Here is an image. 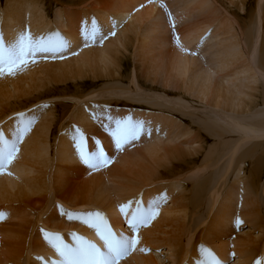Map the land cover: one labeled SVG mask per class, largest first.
<instances>
[{"label": "rangeland", "instance_id": "374dc122", "mask_svg": "<svg viewBox=\"0 0 264 264\" xmlns=\"http://www.w3.org/2000/svg\"><path fill=\"white\" fill-rule=\"evenodd\" d=\"M41 1L43 5L45 4L46 17L49 21L51 20L48 25L43 26V35L60 32V28L54 23V14L58 9H63L64 13L75 18L76 29L80 31V22L82 23L85 18L97 20L100 8L102 9L101 15L105 16L104 10L109 9L107 5L109 2H114V0ZM151 1L146 0L145 6H148ZM5 3L6 0H0V13L4 9ZM62 3L64 6L61 5ZM174 3L172 4L170 0L158 1V6L165 12V20H168L166 22L167 27L163 35L158 36V34L153 33L151 37L156 38V35L158 38L164 37L167 45L164 46L163 51H160L156 45L153 46L152 55L160 54L159 52L166 54L176 45L172 39L174 33L180 37L181 30L193 27L196 22L203 21L207 15H202L197 11L188 12L189 14L187 11L184 14L177 13L176 10L179 5L176 6L177 4ZM179 3L182 5V0H178ZM237 3L239 2L209 0L210 7L206 6V11L210 14L216 10L217 12L214 11L212 15L218 17L220 21L233 22L232 20H234L233 32H237L236 34L241 40L242 51L250 57L251 64L257 68L256 78L248 77L253 72L243 74L241 69H235L236 67L233 68L234 71L230 69L228 76L225 73L215 74L217 83L223 82L225 87L221 92V99L211 96L207 100H200L192 91L186 90L184 86L164 82V78L159 75L153 76L154 70L151 67L154 66L155 62L153 61L155 59L152 60L151 55H145V52L141 50L142 34L140 36L136 34L139 38H135L134 34H131V39L127 44L131 42L132 45L126 44L124 48L123 46L118 47L116 53L118 65L115 68L111 67L107 72L89 73L88 76L79 80H67L53 85L45 82L44 76L35 75L33 76L35 80L24 82L20 84L17 90L11 88L4 97L0 96V129L6 136L11 135L19 113L31 115L34 112L32 116H37L36 124L32 125L34 129L38 128L45 120L50 121L48 155L51 159L46 169V177L48 175L47 179L50 180L49 183L52 186L42 195L33 196L31 199L0 201V212L5 214L4 219L0 220V227H9L18 222V218H10L6 215L4 205H12L9 202L13 201L12 206L18 207V204L20 206L24 201L29 202L28 205L24 206V209H27L24 213L28 216L25 218L29 221H27L24 229L19 227L26 239L22 237L17 243L14 238H3L0 233V264H14L15 258L11 257L14 255L15 249L21 252L19 259L15 260L16 264H51L52 261L58 259V257L34 249L36 246L33 247V244L37 238H40L42 242L45 241L40 229L50 233H59L64 242L69 244L73 242L68 237L73 236V234L92 241V238L80 228L81 221L69 220L66 216H62L57 205H62L64 209L72 212L99 210L106 214L108 207L112 206L109 205L110 200L114 201L113 204L118 208V205L126 203V201L136 199L143 201L149 193L153 195L155 192H161L169 185H173L172 188H174L171 193L172 196L166 197V200L161 204L162 208L158 210V215L146 227H141L136 234L137 237L139 236L138 239L141 236L144 237V245H137L138 251L134 250L122 258L118 264H136L134 263L135 260L141 264L140 259L143 257H150L158 264H207L206 258L199 251L200 246L210 249L216 257L226 264H257V261L264 264V140L251 137L245 134L240 129L241 127H237L239 123L243 126L247 124V126L264 125V0H245L246 5L243 9H240ZM161 4L165 7L162 8ZM106 11L111 13L110 10ZM166 12L170 15H166ZM112 16L114 18L113 14ZM70 20L73 22L72 18ZM124 21L125 19L122 22H127V20ZM114 32L116 34L118 31L114 29ZM113 36L107 35V40ZM192 46L196 48L195 51H198L202 63H205L201 64L206 65L209 59L206 45L202 48H198L197 45H191V48H193ZM154 52L156 53L153 54ZM72 56L74 54L65 53L62 57L50 56V58L55 61ZM36 59L42 62L49 58L38 56ZM236 70H239L240 73L235 74ZM131 76H133V80ZM240 76L242 77L240 78ZM51 88L57 91L53 93L55 90ZM48 89L49 93H47ZM132 89L139 91H137L138 93L131 92ZM103 91L108 93H102ZM91 94L96 96L91 97ZM85 103L89 105L95 103L96 107L100 109L95 114L100 119L94 120L92 118L93 113H90L89 116H83L82 118L85 120L80 118L81 112L79 110L92 109V106L89 108ZM212 104L215 105L212 106ZM235 104L238 107H235ZM45 105L47 107H44ZM90 111L88 110V112ZM41 113H43V117L38 119ZM107 115L113 117L131 116L136 120L147 121L146 126L151 129L153 134L142 135L137 141L126 145L123 150L116 151L108 133L102 127V125L107 127L111 123L106 119ZM229 118L230 123L227 121ZM73 126L81 128L89 137L88 146L91 147L95 140H99L108 154L112 156V162L99 171H112L116 167L117 171L119 170L123 174L128 172L125 177L128 176L131 181L127 179L126 182L129 183H116L117 179L109 178V181L101 186L93 185L92 189L91 187L84 188L80 185L88 181L90 175L97 170L91 172L81 163L76 166L73 162L66 163L67 165L64 163L65 167L67 166L66 170L60 174L57 170L60 163L56 158L54 159L56 142H58L62 132L72 131ZM158 127H162V130L166 127V133L163 139L159 137L157 140L160 139L159 141L163 140L162 143H168V147L178 148L184 159L187 158L186 160L171 157L164 165H159L156 160L153 158L152 160L145 153L144 148L149 147L151 140L152 142L156 141L154 137L157 138V136L154 133ZM167 134L172 139H169ZM176 134L181 136L177 137ZM160 136L162 135L160 134ZM17 155L13 159L14 165L18 161ZM123 157L129 158V161L117 162ZM206 160L212 162L207 165L208 167H202L198 170L185 168L186 163L189 162H195L196 166L200 167ZM13 161L7 165L6 170L11 168ZM133 161L134 164L132 165ZM137 161L142 162L137 164ZM143 162H146V166ZM142 163L143 165H141ZM41 166L36 165L35 168L44 170ZM79 166L81 169L78 168ZM178 166H180L179 169ZM240 168L242 171L244 170V173ZM36 169L31 172L33 173ZM146 169H151L152 176L150 175L145 184L137 183V180L133 179L136 177L135 173L144 174ZM48 171H51V175ZM255 171L257 181L253 183L249 175H255ZM55 177L57 178L56 183L54 182ZM58 177L65 181L61 186H59ZM126 184L132 189L134 187L132 190L135 191L134 196L126 195L132 193L131 190L128 191V187H126L127 190L123 188ZM133 184L135 186L132 187ZM72 189L87 190L88 196L94 199L93 203L82 208L65 201L64 198L66 197H62V195L72 193ZM12 190L15 193L16 187L13 186ZM37 207H42L44 210L39 213V209L36 210ZM163 209L171 210L172 214L165 213ZM52 212H56V215L53 216ZM237 218L242 222L239 226L235 223ZM120 219L122 220L121 227L127 231L128 225L124 222V217L121 216ZM157 220L159 221L158 225ZM17 228L18 225L15 229ZM16 244L17 246H15ZM222 245L226 249L224 260L219 257V249L222 248ZM141 246L150 249V251H139ZM10 250L11 252H9ZM38 257L41 259H37ZM5 258L11 259L4 261Z\"/></svg>", "mask_w": 264, "mask_h": 264}, {"label": "bare ground", "instance_id": "6f19581e", "mask_svg": "<svg viewBox=\"0 0 264 264\" xmlns=\"http://www.w3.org/2000/svg\"><path fill=\"white\" fill-rule=\"evenodd\" d=\"M70 1H72V0H70ZM116 1L114 0V2H112V3L109 2L110 5L109 4L107 5V7H109V9H106L107 7L105 8L106 10H110V12L114 15V18L112 16V14L107 12L106 10H104V11H105L107 16L106 15L102 16L101 15L102 9L100 8L99 9L100 12L97 15V20H95L97 25L102 28L103 33L106 36V39H104L102 42H95V43L90 42L87 46H85L82 42L81 30L79 31L78 29H76V26L74 23L75 18L68 16L66 13H64L63 9L56 10V14H54L55 15L54 23L60 28L59 33L61 34V36L65 37L68 41L71 42V48L69 50H67L65 53L68 55L74 54V56L68 57L67 59L55 60V61H52L53 58H50V56H49V57H47V58H49L47 61H42V62H40L38 60L39 59L38 58V59H36L35 63H29V65L26 68H24L22 71L18 72L14 76H9V75L0 76V96L4 97L6 94L9 93L11 88L13 90H17L20 87V84H22L24 82L35 80L33 78V76H35V75H39L40 77L44 76L43 77L45 79L44 81L49 82L53 85V84L65 82L67 80H79L85 76H88L89 73L97 74L100 72H107V70H109L111 67L115 68V66L118 65V56L116 55V53L118 52V47L119 46L120 47L123 46V48L126 47L125 45L131 39L130 38L131 34H134L133 36H135V38L136 37L139 38L138 36H136V34L139 36L142 34L143 39L140 40V42L142 44L141 50L143 52H145L144 53L145 55H148V56L151 55L152 60L155 59V61H153V62H155L154 66L151 67V68H153L152 70H154L153 74H152L153 76L159 75V76L164 78V80H163L164 82H169L170 84L172 83L173 85L177 84L179 86H184L186 88V90L192 91L193 94L196 97H198L200 100H207L211 96H213L215 98H220V99L222 98L221 92L223 91V89L225 87H224V84H222L223 82L217 83V81L215 79V74L217 75V73H221V74L225 73V75L228 76V75H230V73H229V71H231L230 69H233L234 67H236L235 69L240 68L241 73H243V74L248 73V72H253L248 77L256 78V69L257 68L251 64L250 57L248 55H245L244 52L242 51L241 40L237 36V34H236L237 32L236 33L233 32L234 31V23H233L234 20H232L233 22H231V21L229 22L228 20L220 21L218 17L213 16L214 14L212 15V13L216 10H214L212 13L209 14L208 11H206V6H209V0H182V2H183L182 5L180 3L178 4V0H170V2L172 4L174 3V1H176L174 4H177L176 6L179 5L177 10H176L177 13H183L184 14L186 11H187V13L192 12V11H197L198 13H200L202 15H205V14H207V15L205 16V19L203 21L196 22L193 25V27L191 26V27H187V28H184L183 30H181V35L179 34L180 35L179 46H177V44H176L166 54L158 51L160 54H157V55H152V52H153L152 47L156 45V47H158L160 49V51H163L162 49L164 48L165 45H167V43H166L167 41H165L166 39L164 37L158 38L157 35H156V38H152L151 34L155 33V34H158V36L163 35V33H165V30L167 27L166 22L168 21V20L167 21L165 20L166 16L164 17V15H165L164 10H162L158 6L159 0H152V1L150 0L151 3L149 2L150 4L148 6H145L146 0H120V1L118 0L117 1L118 4L116 3ZM229 1L239 2L237 4H239L240 9H243V7H245V5H246L245 0H229ZM61 5L64 6L63 3ZM44 7H45V4L43 5V2L41 0H6L5 7L2 10V12L0 13V33L3 34V37L5 38L6 41L12 40L17 35V33L21 30L30 31L34 36H42L43 35L42 32H43V28H44L43 26L48 25V23L51 21V20L49 21L48 18L46 17L47 14L45 12ZM172 7H174V5H172ZM144 9H145V11H144ZM71 18L73 19V22H72V20H70ZM124 19H125V21L127 20V22L124 21L125 23H123L122 21ZM92 21H93V19L85 18L84 21L82 23L80 22L79 25H81V29L82 28H90ZM113 21L115 22V27H113ZM236 24H238V23L236 22ZM120 25H121V27H120ZM114 29L117 30L118 32L114 36L112 35L113 36L112 38L107 40V38H108L107 34L110 32H114ZM210 43H212V44H210ZM129 44L132 45L131 42H129ZM129 44H127V45H129ZM191 45H197L198 48H202L204 45H206L205 46V47H207L206 51L209 55V59L207 60L206 65H202L205 63H202V61L200 60V57L197 53L198 51L194 50V49H196V48H194V46H192L193 48H191ZM154 49H157V48L154 47ZM155 53L156 52H154L153 54H155ZM202 54H204V53H202ZM211 54H212V57H211ZM59 57H58V59H59ZM210 57H211V59H210ZM49 60H51V61H49ZM147 60L149 61V59H147ZM147 60H145V61H147ZM239 63H240V65H238ZM149 65H150V63H149ZM114 68H112V69H114ZM235 69H233V71ZM239 70H236L235 74L240 73ZM233 74H234V72H233ZM243 76H245V75H243ZM132 77L133 76H131V79H132ZM241 77L242 76H240V78ZM233 78H234V76H233ZM53 88H51V89H53ZM53 90H55V91H53V93H55L57 91L56 89H53ZM132 90H131V92L135 91L136 93H138L137 91H139V90H133V91ZM29 92H31V91H29ZM128 92H130V91H128ZM128 92H127V94H128ZM47 93H49V89L47 90ZM59 93H61V92L59 91ZM102 93H108V92L103 91ZM95 96L94 95L92 96V94H91V97H95ZM86 97H88V96H86ZM88 99H89V97H88ZM217 100H215V101H217ZM213 102H214V100H213ZM85 104H87V103H85ZM209 104H210V102H209ZM87 105L89 106V108H90V106H92V109L91 108L88 109V110H91L90 112H88V110L85 108H84V110H82V109L79 110L81 112L80 118L82 120H85V118H82L83 116H89L90 113H95V112L97 113L100 110L99 108L96 107L95 103H94V105H93V103H92V105L91 104L90 105L87 104ZM214 105L215 104H212V106H214ZM88 106H87V108H88ZM97 106H99V105H97ZM206 106H207V104H206ZM235 107H238V106L236 105ZM219 108H220V106H219ZM215 110H216V108H215ZM33 113L34 112H32L31 115ZM100 113H101V111H100ZM100 113H99V115H100ZM44 114H46V113H44ZM221 115H222V113H221ZM224 116L226 119L227 118L226 114ZM35 117H37V116H35ZM41 117H43V113H41L38 116V119H40ZM227 121L228 122L231 121L230 118H229V120L227 119ZM49 122H50L49 120H45L43 123L41 122L42 124H40L38 126V128H36V129H34L32 126L31 130L24 136L22 142L19 143L18 147H19L21 152L18 151V153L19 152L20 153L18 155L16 154L18 156V161L15 163V165H14L15 161H13L11 168L7 169V170L5 169L4 174H0V201H5V200L9 201V200H14V199L15 200L16 199H21V200L25 199L26 200L27 198L31 199L33 196L42 195L43 193H45V191H48L52 187V186H50V183H49L50 180L47 179L48 175L46 177V172H47L46 169H47L49 161L51 159V158L49 159V155H48L49 154V152H48L49 151L48 150V148H49L48 147V145H49V139H48L49 134H48V132L50 130ZM156 124H158V123H156ZM247 125L243 126L241 123H239V126H237V127H239V128L241 127L240 129L242 131H244L245 134L250 135L251 137H255L257 139L260 138V139L264 140V125H256V126H247ZM150 126H152V125H150ZM161 128L162 127H158L156 129V132L154 131L155 132L154 135L157 136V138L154 137L156 139V141L152 142V140H151V143H149L150 144L149 147L144 148L145 153L149 157H151V159L153 158L154 160H156L159 165H164V163L168 162L171 157H176L178 159L180 158L179 160H186L187 158L184 159V156L182 154H180L178 148L168 147V143H166V142L162 143L163 140L159 141L160 139L157 140L159 137L162 139H163V137H165L166 127L164 130H162ZM83 129H85V128H83ZM70 132L71 131L62 132L58 138V142H56L57 147L55 150L56 152L54 155V159L56 158L57 161L60 163V165H58V169H57L58 172H60V174L64 173L63 171L66 170L65 169L67 167V166L65 167V165H67L66 163L73 162L74 164H76V166L80 164V161L78 160L77 156L74 154V146H73V143H72V141L70 139V135H69ZM160 134L162 136H160ZM163 134H164V136H163ZM167 136H169V139L170 138L172 139V137L170 135L167 134ZM167 136H166V138H167ZM176 136L180 137L181 135L176 134ZM174 138H175V136H174ZM89 147H90V145H89ZM135 158H136V156H135ZM136 159H138V158H136ZM128 161H129V158H126V157L119 159V161L117 160V162H123V163L128 162ZM134 161H133V163L132 162H130V163H132V165H133ZM140 162H142V161H140ZM140 162H138L137 164H140ZM64 163H65V165H64ZM143 163L141 165H143ZM145 163H144V166H146ZM211 163L208 160H206V161H203L202 165L199 167V166H196L195 162H189V163H186L185 168L187 170H193V169L198 170L202 167L203 168L208 167L207 165H210ZM36 165H42L44 170L39 169L40 166L37 170L35 168ZM141 165H140V167H141ZM126 167H127V165H126ZM78 168H80V166ZM177 168L179 169L180 166H178ZM34 169H36V170L32 173L31 171ZM240 170L242 171V168H240ZM89 171L93 172V170H90V169H89ZM50 172L48 171V173H50ZM75 172H76V170H75ZM106 172H104V171L101 172V171L97 170L96 172H94V174L90 175V177L88 178L89 179L88 181L84 182L83 185H80V186H83L84 188H90L91 187V189H92L93 185L101 186L104 183H106L107 181H109V178L117 179L116 183H118V182L129 183V182H126L127 179H129V181H131V178H129L128 176L125 177L126 176L125 174H127L128 172L125 171L126 173L123 174L119 170L117 171L116 167L112 171H106ZM132 173H134V172H132ZM50 175H51V173H50ZM135 175H136V177H134L133 179L137 180V183L141 182V183L145 184V181L150 177V175L152 176V171H151V169H146V173L140 174L137 172V174L135 173ZM173 175H175V174H173ZM241 175H243V174H241ZM249 177L253 183H256V181H257L256 171H255V175H249ZM238 178L240 180V177H238ZM121 179H123V180H121ZM63 181H64L63 178L58 177L59 186H61L63 184ZM54 182L55 183L57 182L56 177H55ZM113 182H114V180H113ZM13 186L16 187L15 193H13V190H12ZM133 186H135V184H133L132 187ZM172 186L173 185H169L168 187L162 189L161 192L160 191L158 193L155 192V194H153V195L149 193V195H147L146 199L143 200V204L145 206H147L151 201L159 198L158 210H160V208H162V206H161L162 202L164 200H166V197L169 198L172 191H174V188H172ZM126 187L129 188L128 191H130V190L132 191L134 189V187L132 189L131 186H129L128 184L124 185L123 188L126 189ZM72 191L73 192L70 194H67L65 196L62 195V197H66V198H64L65 201L71 203L72 205L79 206L82 208L84 206H88L89 204L93 203L94 199H91L88 196L87 190H80L79 191V190L72 189ZM134 192L132 191V193L126 194V195H128V196L133 195L134 196L135 195ZM149 192H151V191H149ZM110 202L111 203L109 205H112V206H109L108 210L106 211V216L108 218L109 224L111 225L113 231H115L117 233L127 232L128 230L127 231L123 230V228L121 227L122 220L120 218L122 215L119 212V209L116 208L117 206H115L113 204L114 201L110 200ZM9 203L12 205L14 204L13 201H11ZM28 203H27V201H24L23 203H21L20 206L18 204V207H15L16 205H14V206L9 205V204H6V206L4 205L6 215H8L10 218H18V222L11 224V226H9V227H7V226L0 227V233H1V236H3V238L4 237H6L8 239L14 238V240H16L17 243H18L19 239H22V237L24 239H26V236L24 235V233L22 232V230L19 227H21V228L23 227V229H24L26 227L25 225L27 224V221H29L25 218L26 215L24 213L27 211V209H24V206L28 205ZM38 209H39V213L41 212V210H44V208H42V207L41 208L37 207L36 210H38ZM163 210H165V209H163ZM166 210H165V213L170 214L172 212L171 210L170 211L169 210L166 211ZM52 213H53L52 214L53 216L56 215V212H52ZM26 217H28V216H26ZM158 223H159V221L157 220V225H158ZM17 225H18V228L15 229L17 227ZM80 228L82 229V231L87 236L92 238V241L96 242L97 245L102 244V242L100 241L99 237L96 235V233L93 229L89 228L87 225H85L82 222L80 223ZM68 238L70 241L74 242L72 235H70ZM10 240H9V242H10ZM144 241H145L144 237L141 236L139 238L138 246H140L142 244L144 245ZM15 246H17V244ZM34 246H36L34 249H36L39 252L46 253L48 255H53V257L54 256L58 257L55 250L52 247H50L46 243V241L42 242L40 238H37V240L33 244V247ZM11 248H12V244H11ZM11 250L9 252H11ZM136 251H138V249ZM13 252H14L13 253L14 255L11 258H13V259L15 258L14 264H16L15 260L19 259L21 252L19 250L16 251V249ZM219 252H220L219 257L224 260L225 255H226V249L223 248V245H222V248L219 249ZM9 254H11V253H9ZM11 258H9V259H11ZM7 259L5 258L4 261L5 260L7 261ZM140 261H141L140 262L141 264H158L156 261H154L150 257L149 258L143 257L140 259ZM134 263L138 264L139 262L137 260H135Z\"/></svg>", "mask_w": 264, "mask_h": 264}, {"label": "snow or ice", "instance_id": "6c2138e0", "mask_svg": "<svg viewBox=\"0 0 264 264\" xmlns=\"http://www.w3.org/2000/svg\"><path fill=\"white\" fill-rule=\"evenodd\" d=\"M161 7L165 6L161 4ZM166 15H170V13L166 12ZM113 27H115L114 21ZM107 35H115V33L110 32ZM81 39L87 46L90 42H102L106 36L102 28L93 21L90 28L81 29ZM172 39L179 46L178 35L174 33ZM70 48L71 42L61 36L59 32L34 36L30 31L21 30L10 41H6L3 34L0 33V76L16 75L29 63H35L38 56L44 58L62 57ZM92 118L100 119L95 113L92 114ZM106 119L111 123L107 127L104 125L102 127L108 133L116 151L123 150L126 145L137 141L142 135L151 134V129L146 127L145 121L135 120L131 116L113 117L107 115ZM35 120V116L19 113L16 117L17 123L10 136H6L0 129V174H4L7 165L15 158L19 151V143L31 130ZM69 135L74 146V154L80 163L88 169L99 170L112 162V156L108 154L99 140H95L91 147L88 146L89 137L81 128L73 126ZM158 200L159 198L151 201L147 206L143 204L142 199L130 200L118 205L119 212L128 225V231L120 233L113 231L106 214L99 210L72 212L64 209L62 205H57L62 216H66L69 220H79L93 229L102 244L97 245L75 234H73L74 242L69 244L64 242L59 233H50L40 229L43 239L58 255V259L52 261L51 264H118L122 258L137 250L139 239L136 234L141 227H146L158 215ZM4 217L5 214L0 212V220ZM235 223L239 226L242 222L237 218ZM139 251L149 252L150 249L141 247ZM199 251L206 258L207 264H226L204 246H200ZM232 255L234 256V253ZM257 264H262V262L257 261Z\"/></svg>", "mask_w": 264, "mask_h": 264}]
</instances>
